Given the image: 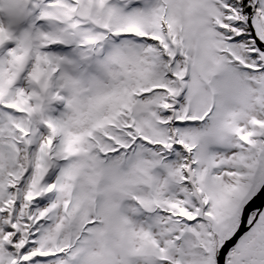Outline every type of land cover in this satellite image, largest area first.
Segmentation results:
<instances>
[{"label":"snow or ice","instance_id":"6c2138e0","mask_svg":"<svg viewBox=\"0 0 264 264\" xmlns=\"http://www.w3.org/2000/svg\"><path fill=\"white\" fill-rule=\"evenodd\" d=\"M0 264H264V0H0Z\"/></svg>","mask_w":264,"mask_h":264}]
</instances>
